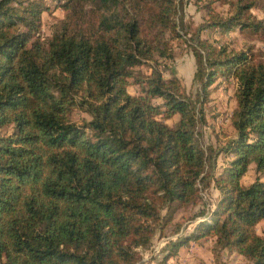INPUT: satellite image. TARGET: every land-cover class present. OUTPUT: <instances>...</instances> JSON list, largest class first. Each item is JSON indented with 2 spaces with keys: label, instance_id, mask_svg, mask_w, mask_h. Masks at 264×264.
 Wrapping results in <instances>:
<instances>
[{
  "label": "trees",
  "instance_id": "1",
  "mask_svg": "<svg viewBox=\"0 0 264 264\" xmlns=\"http://www.w3.org/2000/svg\"><path fill=\"white\" fill-rule=\"evenodd\" d=\"M224 1L228 14L206 4L208 20L187 38L183 0H53L65 14L43 38L44 0H0V130L12 126L0 135V264H136L187 208L203 219L169 240L158 264L205 240L264 264V181L242 184L250 164L264 177V49L201 37L264 35V25L250 12L258 0ZM173 40L194 58L195 100L159 68ZM218 79L237 83L236 135L221 148L228 166L213 176L215 158L195 129ZM76 109L89 118L73 120ZM210 189L213 203L203 198Z\"/></svg>",
  "mask_w": 264,
  "mask_h": 264
},
{
  "label": "rangeland",
  "instance_id": "2",
  "mask_svg": "<svg viewBox=\"0 0 264 264\" xmlns=\"http://www.w3.org/2000/svg\"><path fill=\"white\" fill-rule=\"evenodd\" d=\"M183 0L184 7L182 9V23L188 33L187 38L194 34L198 27L203 24L208 15L206 14L205 5L209 4L213 7L216 14L226 16L229 11V4L224 0ZM186 2V3H185ZM47 10H44L40 15L41 34L43 38L49 37L52 26L55 22L64 17L65 12L60 7H55L53 0H44ZM255 21H262L264 25V0H258L257 5L250 9ZM201 37H208L210 41L217 45H225L228 49L240 50L247 45H253L256 49H264V35L253 34L248 30L235 29L232 32H227L224 35H219L216 31H201ZM171 59H159V68L165 78L173 72L180 80L184 91L191 97L196 99L198 85L193 82L195 71L194 58L187 44L182 40H173L170 42ZM141 76L150 73V68L140 66L137 68ZM211 92L208 100L201 106L203 110V121H199L195 129V140L206 152L211 153L215 158L213 165H206L208 171L213 175H219L225 167L228 166L229 159L224 156L221 148L227 142L235 137L236 132L231 123V116L236 108V88L235 79L229 81H221L218 79L211 87ZM140 87L131 83L128 91L131 94H137ZM159 102V100H155ZM200 108V106H199ZM82 118H89V115L80 109H76L72 119L79 122ZM179 118L178 115L167 119L165 122L169 126H173ZM12 131V126L0 130V135L8 134ZM257 177L264 181V177L257 174L254 164H250L247 172L242 178V184L248 186ZM216 191L210 189L203 191V198L208 203H213L216 197ZM165 211H163V214ZM194 210L191 208L178 210L173 213L171 221L168 222L164 230V234L159 231L154 235L151 246L147 249H140V259L136 264H158V261L163 256L164 247L169 240H174L178 236L189 234L192 231L194 222L199 217H191ZM175 224H182L177 233H171ZM257 232L264 235V221L258 223ZM214 241L205 240L202 242L189 241L188 245L181 247L176 256L167 261L166 264H248L246 260L239 254L232 252L228 253L225 249L216 248L214 250Z\"/></svg>",
  "mask_w": 264,
  "mask_h": 264
},
{
  "label": "built area",
  "instance_id": "3",
  "mask_svg": "<svg viewBox=\"0 0 264 264\" xmlns=\"http://www.w3.org/2000/svg\"><path fill=\"white\" fill-rule=\"evenodd\" d=\"M203 219V217L202 218H198V220H202ZM197 221V220H196Z\"/></svg>",
  "mask_w": 264,
  "mask_h": 264
},
{
  "label": "crops",
  "instance_id": "4",
  "mask_svg": "<svg viewBox=\"0 0 264 264\" xmlns=\"http://www.w3.org/2000/svg\"><path fill=\"white\" fill-rule=\"evenodd\" d=\"M223 250H225V249H223ZM229 253V252H228ZM230 254V253H229Z\"/></svg>",
  "mask_w": 264,
  "mask_h": 264
}]
</instances>
